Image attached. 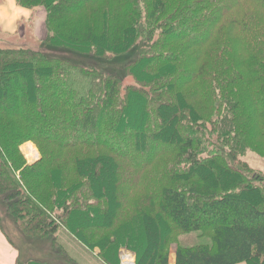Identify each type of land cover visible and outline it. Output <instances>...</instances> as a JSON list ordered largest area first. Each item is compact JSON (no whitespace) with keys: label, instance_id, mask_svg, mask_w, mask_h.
I'll return each mask as SVG.
<instances>
[{"label":"trees","instance_id":"16d2710c","mask_svg":"<svg viewBox=\"0 0 264 264\" xmlns=\"http://www.w3.org/2000/svg\"><path fill=\"white\" fill-rule=\"evenodd\" d=\"M17 2L41 9L47 46L108 59L140 47L127 84L0 49L2 234L1 218L48 259L63 230L105 264L121 251L169 264L173 232H207L173 264H264V179L239 161L264 148V0Z\"/></svg>","mask_w":264,"mask_h":264},{"label":"rangeland","instance_id":"374dc122","mask_svg":"<svg viewBox=\"0 0 264 264\" xmlns=\"http://www.w3.org/2000/svg\"><path fill=\"white\" fill-rule=\"evenodd\" d=\"M41 10V9H40ZM40 21H38V28H39V34L36 32V35L40 38H37L34 35H30L27 37V40L24 42L25 46L17 47L16 45L15 49H31L40 51L44 54H46L49 57H57V58H63L68 60L69 62H72L77 65H81L84 67H93L96 70L102 71L104 73L112 74L114 76H117L118 78L123 80L124 84L132 83V79L130 77H127L124 72V67L133 62L138 54V50L140 47V44L135 45L129 52L126 54L115 56L112 58H101V57H95L87 54H79L75 51L64 49V48H54L45 45L42 41L45 37V30H44V18H43V12L40 11ZM36 28V31L38 30ZM17 43H20L18 40H16ZM10 44H7L5 46H2V42H0V46L2 48L0 49H13L14 46L12 42H9ZM76 82H79V80H75ZM75 83V82H74ZM20 153L26 160L27 164H33L36 161L39 160L40 154L36 148V146L31 143L27 142L20 146ZM26 152H25V151ZM258 150L263 155H258L256 152H253L252 150H248L245 154V156L240 157L239 161L241 163L246 164L250 169L256 171L259 173V175L264 179V148L259 147ZM6 212L3 208V206L0 203V216L6 218ZM1 227L3 230V234L6 235L10 241V245L17 253V260L20 259L22 261H25L27 259L31 258H38V259H46L50 261L52 264H105L99 257V251L98 250H88L82 245H80L78 242L75 241V239L70 236L67 232L61 230L58 232L56 238H57V244L59 247L62 248L63 253L59 251V253H53V255H48L49 259L46 258L48 251L47 247L50 248V245L48 243H44L41 241L29 243L27 239L21 234L22 232L19 230L18 226L15 223H10L8 221H4L2 218ZM47 242V241H45ZM210 245V238L209 234L207 232H200V233H180V232H173L171 237V242L169 244V264H173L174 261V254L175 250L178 248H191L196 245ZM44 248V249H43ZM44 251L43 253L41 252ZM129 257H125V256ZM119 256V264H130L126 262H131L132 264H136L135 255L132 252L129 251H121V253L118 254ZM65 258V261L63 259ZM125 257V258H124Z\"/></svg>","mask_w":264,"mask_h":264},{"label":"crops","instance_id":"0c3cea01","mask_svg":"<svg viewBox=\"0 0 264 264\" xmlns=\"http://www.w3.org/2000/svg\"><path fill=\"white\" fill-rule=\"evenodd\" d=\"M38 10H29L21 7L17 0H0V42L2 46L17 44L22 45L31 34L40 38L38 21H40ZM36 28L38 30L36 31ZM36 32V33H35ZM18 40L20 43H17ZM0 46V48H2ZM16 45L13 49H15ZM17 253L12 248L6 237L0 231V264H16Z\"/></svg>","mask_w":264,"mask_h":264},{"label":"built area","instance_id":"2783aa9c","mask_svg":"<svg viewBox=\"0 0 264 264\" xmlns=\"http://www.w3.org/2000/svg\"><path fill=\"white\" fill-rule=\"evenodd\" d=\"M125 257L127 258V257H129V256L126 255ZM125 257H124V258H125ZM126 263H130V264H132L131 262H126Z\"/></svg>","mask_w":264,"mask_h":264}]
</instances>
